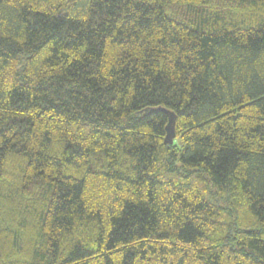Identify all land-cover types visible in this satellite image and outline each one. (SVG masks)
<instances>
[{
    "label": "trees",
    "instance_id": "trees-1",
    "mask_svg": "<svg viewBox=\"0 0 264 264\" xmlns=\"http://www.w3.org/2000/svg\"><path fill=\"white\" fill-rule=\"evenodd\" d=\"M0 264H264V0H0Z\"/></svg>",
    "mask_w": 264,
    "mask_h": 264
},
{
    "label": "water",
    "instance_id": "water-1",
    "mask_svg": "<svg viewBox=\"0 0 264 264\" xmlns=\"http://www.w3.org/2000/svg\"><path fill=\"white\" fill-rule=\"evenodd\" d=\"M158 111L166 114L167 116V123L165 125L164 144L168 146L172 145L175 139V129H174L175 115L172 112L165 109H159Z\"/></svg>",
    "mask_w": 264,
    "mask_h": 264
}]
</instances>
